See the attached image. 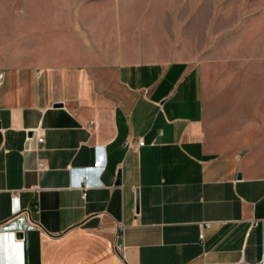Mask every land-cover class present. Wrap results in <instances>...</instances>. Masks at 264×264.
I'll return each instance as SVG.
<instances>
[{
	"label": "crops",
	"instance_id": "obj_1",
	"mask_svg": "<svg viewBox=\"0 0 264 264\" xmlns=\"http://www.w3.org/2000/svg\"><path fill=\"white\" fill-rule=\"evenodd\" d=\"M153 22L0 52V264H264V59Z\"/></svg>",
	"mask_w": 264,
	"mask_h": 264
},
{
	"label": "rangeland",
	"instance_id": "obj_2",
	"mask_svg": "<svg viewBox=\"0 0 264 264\" xmlns=\"http://www.w3.org/2000/svg\"><path fill=\"white\" fill-rule=\"evenodd\" d=\"M153 21L203 53L264 59V0H0L2 62H17L25 45L65 56L82 41L93 47L114 36L118 26L119 36L136 41L137 26L154 29Z\"/></svg>",
	"mask_w": 264,
	"mask_h": 264
},
{
	"label": "built area",
	"instance_id": "obj_3",
	"mask_svg": "<svg viewBox=\"0 0 264 264\" xmlns=\"http://www.w3.org/2000/svg\"><path fill=\"white\" fill-rule=\"evenodd\" d=\"M1 78V76H0ZM30 132L32 134H34L35 138H36V142L38 145L40 144H43L44 143V136H43V133H42V129L40 128H37V129H34V130H30ZM139 146L143 145V142L140 141ZM45 167V164L42 160H39L38 162V170H41ZM82 196L83 198H85L86 194L85 192L83 191L82 193ZM210 227V224H206L205 226L202 227V230H201V233L199 235V239L200 241H203L204 240V232L206 229H208ZM123 230H124V226L121 224V225H118V231H117V235H116V238H122L123 237ZM124 246L123 245H119V246H116V251L118 252V254L123 257V254H124Z\"/></svg>",
	"mask_w": 264,
	"mask_h": 264
}]
</instances>
